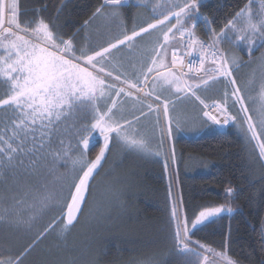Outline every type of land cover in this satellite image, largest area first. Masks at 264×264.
Masks as SVG:
<instances>
[{"label": "snow or ice", "instance_id": "1", "mask_svg": "<svg viewBox=\"0 0 264 264\" xmlns=\"http://www.w3.org/2000/svg\"><path fill=\"white\" fill-rule=\"evenodd\" d=\"M128 4L129 0H103L92 17L84 21L87 27L91 20L104 18L121 29L106 46L97 48L77 44L74 36L65 37L54 22L39 14L46 7L22 21L19 0H0V84L4 86L0 97V178L9 173L25 181L21 194L11 197V203L7 196L0 198V223L31 229L39 214L55 206L61 213L59 223L53 221L44 232L57 227L68 232L78 223L83 206L92 196L90 182L106 160L113 141L126 149L163 156L164 137L172 135L169 107L174 109L175 102L170 97L161 99L163 93L157 94V85L169 92L174 89L176 100L186 97L198 101L203 109H209L202 115L213 125L223 128L235 124L251 146L250 157L264 166V83L254 118L234 76L242 61L221 47L228 44L239 48L250 60L254 51L264 50V0H247L219 31L200 12L206 0H139L138 6L150 7L153 16L129 32L122 11ZM198 21L207 25L208 39L197 35ZM144 36L155 37L152 47L139 68L129 65L130 74L117 53L122 46L132 49L137 38ZM193 55L198 60L185 63L186 57ZM217 81H227L231 90L226 89L221 100L206 104L198 91H206ZM121 96L131 98L132 119L124 115L125 100ZM150 97L157 102L155 106L146 103ZM230 99L233 106L238 105L235 115L229 110ZM161 113L166 127H160ZM142 117L143 121H152L151 128L136 127L143 125ZM69 119H73L70 126L66 124ZM179 127L177 120L176 128ZM157 128L160 137L154 146ZM99 138L103 147L94 159H89L90 142L95 147ZM169 159L174 166V147L164 159L166 171ZM61 165L67 173L58 175ZM47 177L60 183L55 196L45 182ZM234 192L233 188L226 189L230 196ZM169 197L171 250L182 258L181 264H239L226 248L217 251L192 238L196 230L222 213H233L232 207L202 206L189 217L183 197L172 199L171 180ZM40 235L43 233L37 239ZM35 243L34 240L19 256L0 257V264H23V255ZM137 264L161 261L157 254H151Z\"/></svg>", "mask_w": 264, "mask_h": 264}, {"label": "trees", "instance_id": "2", "mask_svg": "<svg viewBox=\"0 0 264 264\" xmlns=\"http://www.w3.org/2000/svg\"><path fill=\"white\" fill-rule=\"evenodd\" d=\"M19 2L22 21L31 19L36 10L46 7V11L39 14L54 22L65 37L81 32L84 21L89 20L102 4V0ZM246 2L209 0L200 12L219 31ZM62 5L66 6L58 14L57 9ZM207 31V25L198 21L197 35L208 39ZM3 95L4 86L0 84V97ZM101 147L100 140L95 147L90 143L87 150L89 159H94ZM174 148L176 158L180 160L176 163V170L172 166L171 170L168 168L166 171L158 160L137 162L142 165L133 168L135 176L129 183L128 197L123 199L125 215L115 224L107 225L105 222L100 227H91L86 264H137L151 254H157L161 264H181L182 258L171 250L170 180L172 199L183 197L189 217L202 206L225 204L234 209L233 213H222L214 222L196 230L193 240H199L217 251L226 248L239 264H264V167L255 160L260 174L254 177L250 151L232 131L194 140L182 138L176 141ZM111 151L110 148L106 160L92 180V196L75 228L84 220L101 181L108 179ZM11 175L5 173L0 178V189ZM228 188L235 190L231 196L226 193ZM0 257L9 255L0 252Z\"/></svg>", "mask_w": 264, "mask_h": 264}, {"label": "rangeland", "instance_id": "3", "mask_svg": "<svg viewBox=\"0 0 264 264\" xmlns=\"http://www.w3.org/2000/svg\"><path fill=\"white\" fill-rule=\"evenodd\" d=\"M208 1V0H206ZM132 4H137L133 2ZM90 28L87 33L91 32ZM112 34H108V38ZM221 47L229 53V55H235L243 63V67L238 70V74L245 72L252 73V81L249 80L247 86V92H243L245 95V102L249 106L250 113L253 114L255 118V109L259 107L258 93L260 91L261 84L264 83V50L254 51L252 58L250 60L249 56L245 51L239 48H232L228 44H222ZM175 91V90H174ZM164 92V91H163ZM165 98H171L175 102V108L172 105L169 107V115L173 117L172 125V135L171 137H164V144L162 151L163 156L157 157L145 153L136 152L130 149L122 147L120 144L113 141L110 144L111 154L109 160L108 169V179L101 181L97 190L94 193L90 208L86 211V216L78 228L72 227L68 232H61L60 228L57 227L54 230H49L44 232V229L56 221L59 223V218L61 213L58 208L53 206L48 208L42 214H39L32 224L31 229L24 227H14L11 224L0 223V252L6 255H17L24 253V249L33 243V249L24 254L23 264H86L88 260V241L89 235L91 234V227L102 226L105 222L106 224H115L117 221L124 217V208L126 205L123 199L129 193V183L131 178L135 176L134 167L140 166L142 164L137 163L140 161H154L158 160L160 165L164 168V159L168 156L171 147H175L174 140L185 136V129L188 128L190 122H194L195 113L199 114V110L195 108L192 103L189 104L185 97L181 100H176L175 95L171 93H166ZM252 97V99H249ZM122 100H125V113L124 115L128 119H132L131 112L132 101L131 98H124L121 96ZM164 99V98H163ZM146 103H152L154 106L156 101H146ZM237 106H233V114H237ZM147 111V109H144ZM139 114L138 112L136 113ZM151 116V113H149ZM242 115V113L240 114ZM143 121V117L141 118ZM179 121L180 127L176 128V121ZM73 119L66 121L67 125H71ZM136 124L135 121H133ZM152 121H143V125L136 124L137 128L143 130V127L151 128ZM160 127H166V119L161 113L160 117ZM232 132L237 135L243 142V145L249 151L251 146L247 144L243 134L240 129L233 124ZM188 135V134H187ZM160 132L157 128L155 135L153 137V145L159 143ZM186 137V136H185ZM102 143V138H99ZM75 143V139H73ZM91 143V142H90ZM103 146V144H102ZM247 150V152H248ZM138 158V159H136ZM180 161L179 158L176 163ZM252 162V174L256 177L260 174L255 160ZM169 169L171 170L172 164L169 159ZM63 165L59 167L58 175H63L67 173V170H63ZM264 167V166H263ZM176 170V164L174 165ZM171 172V171H170ZM11 177V178H10ZM6 179L0 189V198L7 196L9 198V203H11V197L21 194L22 187L25 183L24 180L18 179L17 177L11 175ZM46 183L49 185V189L53 192V195H57L60 190V183L54 177H47ZM0 207H3L0 204ZM108 225V224H107ZM40 238L37 239L39 234ZM264 237V228H263Z\"/></svg>", "mask_w": 264, "mask_h": 264}, {"label": "crops", "instance_id": "4", "mask_svg": "<svg viewBox=\"0 0 264 264\" xmlns=\"http://www.w3.org/2000/svg\"><path fill=\"white\" fill-rule=\"evenodd\" d=\"M133 2L137 4L134 5L132 4ZM154 2L155 0H150V3ZM138 5L139 0H129V4L122 10L124 12V24L129 32L132 30L133 26L138 27L144 25L147 21L152 19L153 13L151 11V8L139 7ZM90 28L92 29V31L87 33ZM120 30V27L116 23L104 18H98L91 20L87 27H84L83 25V27L81 28V32L77 31L73 36L75 38V42L79 45L98 48L100 46H106L107 42L113 39V37H115L120 32ZM108 34H112L110 38H108ZM154 38L155 37L148 36L137 38V43L132 49L122 46V50L117 53L118 57L123 58L125 66L128 68L130 74L132 73V68L129 67V65H135L137 68L140 67V62L146 59L147 55L150 52L152 41L154 40ZM241 67H243V63ZM234 76L236 77L237 83L241 86L242 92H247L248 82L249 80L252 81V73L245 72L242 74H238V71H234ZM151 79L152 78L150 75V82ZM119 86L120 85H118V87ZM231 87L232 86L228 84L227 81H217L213 83L206 91H198V95H200L201 99H203L206 104L212 105L214 101L221 100L224 91L226 89L230 91ZM168 92L169 91H165L164 88H161L159 85H157V94L163 93L161 99L165 98V95ZM169 93L174 95V89ZM186 99L189 104L192 103V105L199 110V114L195 113L196 111L194 112L196 117H194V122H190L189 126H187L188 128L185 129L186 137L183 135L181 138L174 140L175 144L177 140L182 138L194 140L219 133H225L227 131H232L231 128L233 124H230L225 128L213 125L210 121H207V119L203 117L202 112L205 110L198 101H195L194 99ZM146 101L155 100L154 98L150 97L147 98ZM232 102L233 101L231 99L228 101L230 111L232 110ZM231 112L233 113V111Z\"/></svg>", "mask_w": 264, "mask_h": 264}, {"label": "built area", "instance_id": "5", "mask_svg": "<svg viewBox=\"0 0 264 264\" xmlns=\"http://www.w3.org/2000/svg\"><path fill=\"white\" fill-rule=\"evenodd\" d=\"M102 3H103V0H102ZM198 60V57H196L195 55H193L192 57H186V59H185V63H188L189 61H191V62H196ZM206 66H209V65H206ZM205 110H209V109H205ZM213 112H214V114H215V111H214V109H213ZM231 124V123H230ZM230 124H228V125H226V126H224L223 128H225V127H227V126H229Z\"/></svg>", "mask_w": 264, "mask_h": 264}, {"label": "water", "instance_id": "6", "mask_svg": "<svg viewBox=\"0 0 264 264\" xmlns=\"http://www.w3.org/2000/svg\"><path fill=\"white\" fill-rule=\"evenodd\" d=\"M106 154H107V153H106ZM103 162H104V161H102V165H103ZM98 170H99V169H98ZM94 176H95V174H94ZM90 183H92V181H91ZM85 206H86V205L83 206V212H84ZM82 215H83V213H82L81 215H79V217H78V222L80 221ZM76 224H77V223H75V225H76Z\"/></svg>", "mask_w": 264, "mask_h": 264}]
</instances>
